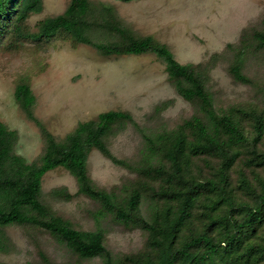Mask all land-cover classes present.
I'll return each mask as SVG.
<instances>
[{"label":"rangeland","instance_id":"rangeland-1","mask_svg":"<svg viewBox=\"0 0 264 264\" xmlns=\"http://www.w3.org/2000/svg\"><path fill=\"white\" fill-rule=\"evenodd\" d=\"M72 0H44L43 11L29 20L30 31L65 13ZM98 11L112 8L118 19L138 37H154L167 45L182 64L201 65L200 72L216 111L233 112L244 128L248 142L239 148L241 157L230 173V184L238 202L253 205L255 198L242 186L244 178L261 191L264 185V140L253 146L256 136L252 114L264 117V47L254 39L264 33V0H90ZM94 41L116 39L96 32ZM240 65L246 82H239L232 69ZM40 74H37V73ZM33 74L37 98L36 117L60 142L83 122L97 120L110 111L131 113L136 125L120 127L108 139L114 155L127 163L119 166L93 150L89 173L98 188L114 193L119 200L134 188L142 189L143 218L153 223L165 206L150 189L156 188L144 170L160 163L150 152L149 140L177 131L186 122L211 120L194 104L183 99L169 80L165 64L153 54L108 56L92 46L74 49L69 42L55 41L45 50L0 54V121L17 131L15 153L30 164L39 163L47 150L41 130L28 119L15 97L16 81ZM193 172L203 181L215 180L220 160H195ZM158 189V188H156ZM155 189V190H156ZM67 192L72 199L56 194ZM207 196L195 210L200 227L205 220ZM43 202L54 213L81 231H103L113 264H130L129 259L150 249V233L141 225H125L111 216L103 217L98 202L81 195L76 178L65 169L48 173L43 182ZM264 237V230L261 231ZM0 264H106L105 257L81 260L66 243L51 233L17 225L0 228ZM44 256L47 259H44Z\"/></svg>","mask_w":264,"mask_h":264},{"label":"trees","instance_id":"trees-1","mask_svg":"<svg viewBox=\"0 0 264 264\" xmlns=\"http://www.w3.org/2000/svg\"><path fill=\"white\" fill-rule=\"evenodd\" d=\"M43 7L44 0H0V54H18L29 49L37 53L55 41L69 42L74 49L92 46L108 56L153 54L165 64L178 94L198 104L212 125L197 117L177 131L148 141L151 154L158 156L160 163L148 165L143 172L157 186L158 189H150L165 206L149 223L141 214L142 189L134 188L119 200L114 193L98 188L88 168L93 150L116 165L127 166L114 155L108 139L118 128L136 125L134 116L122 111L103 113L97 120L80 123L60 142L35 115V76L22 75L16 81L15 97L28 119L41 130L47 150L39 163H28L15 153L18 132L0 121V228L17 225L42 229L66 243L81 260L105 257L106 264H113L103 231L78 230L43 202L45 176L62 168L76 178L81 195L101 204L103 217L111 216L125 225H141L149 231L150 249L129 259L130 264H264V237L260 235L264 230V185L258 191L244 178L242 186L255 202L250 205L236 199L230 173L241 157L239 148L248 139L236 114L217 113L200 72L201 65L180 63L167 45L152 36L138 37L112 8L98 11L90 0H72L64 14L43 21L39 31L33 33L29 20L42 13ZM96 32L111 35L116 41H94ZM254 39L264 47L263 32H255ZM232 73L239 82H246L240 65ZM252 119L256 132L253 146L257 148L264 140V117L253 113ZM206 158L220 160L215 180L203 181L192 171L195 160ZM261 159L264 165V155ZM56 194L72 199L67 192ZM207 196L213 198L205 206L206 219L199 227L195 210ZM5 247L6 241L1 238L0 249Z\"/></svg>","mask_w":264,"mask_h":264}]
</instances>
